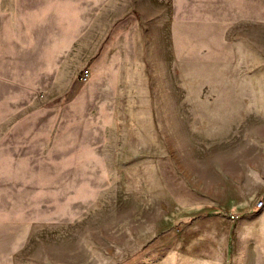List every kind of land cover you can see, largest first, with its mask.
<instances>
[{
  "label": "rangeland",
  "instance_id": "374dc122",
  "mask_svg": "<svg viewBox=\"0 0 264 264\" xmlns=\"http://www.w3.org/2000/svg\"><path fill=\"white\" fill-rule=\"evenodd\" d=\"M0 264H264V0H0Z\"/></svg>",
  "mask_w": 264,
  "mask_h": 264
},
{
  "label": "crops",
  "instance_id": "0c3cea01",
  "mask_svg": "<svg viewBox=\"0 0 264 264\" xmlns=\"http://www.w3.org/2000/svg\"><path fill=\"white\" fill-rule=\"evenodd\" d=\"M235 236L237 237V231L235 232ZM234 258H235V262H237V240H236V248L234 249Z\"/></svg>",
  "mask_w": 264,
  "mask_h": 264
},
{
  "label": "built area",
  "instance_id": "2783aa9c",
  "mask_svg": "<svg viewBox=\"0 0 264 264\" xmlns=\"http://www.w3.org/2000/svg\"><path fill=\"white\" fill-rule=\"evenodd\" d=\"M258 205H261V201L258 202Z\"/></svg>",
  "mask_w": 264,
  "mask_h": 264
}]
</instances>
